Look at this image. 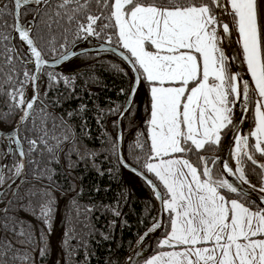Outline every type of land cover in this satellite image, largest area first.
Segmentation results:
<instances>
[{"label": "snow or ice", "instance_id": "obj_1", "mask_svg": "<svg viewBox=\"0 0 264 264\" xmlns=\"http://www.w3.org/2000/svg\"><path fill=\"white\" fill-rule=\"evenodd\" d=\"M15 2L19 9L21 0ZM96 3L107 10L106 16L103 11L97 14L89 11V0H61L57 7L66 9L69 22L76 21L78 37L99 39L103 32L108 47L104 43L100 47L126 61L136 79L143 78L147 87L146 135L138 131L135 142L143 155H136L134 164H129L122 150L116 155L117 146L112 144L117 163L136 171L159 203L157 215L136 242L139 250L135 256L144 257L140 264H264V204L255 208L251 201L246 204L249 193L242 187L249 184L244 173L245 158L256 163L249 147L264 154V0H96ZM228 16L234 22L242 54L239 69L231 63L239 56L226 54L224 41L231 37L233 27L227 22ZM101 19L104 23L98 24ZM14 31L27 45L29 60L34 59L37 71L26 70L21 86L9 90L10 107L21 112L7 134L9 143L18 137L19 126L26 122L39 99L38 82L43 83V79L37 73L45 65L59 64L74 55L71 51L61 53L58 58L54 55L50 62L30 35V28L23 27L18 17ZM11 38L12 33L0 34V39ZM7 50L21 55L16 49ZM244 65L250 80L241 77ZM46 75L49 85L61 78L54 70ZM63 79L67 84V77ZM28 82L32 88L30 98L23 89ZM253 87L256 100L250 107ZM237 103L242 112H253L252 126L247 131L239 127L240 117L234 112ZM126 111L119 112L121 123ZM114 139L122 140V133ZM14 142L21 158L16 165V175H20L23 151L19 139ZM229 146L236 167L233 169L227 159L220 166L222 172L235 177V182L213 179L209 157L198 155L196 164L188 158L196 150L208 147L223 150ZM219 160L213 157L212 165ZM259 167L264 169V164ZM260 192L264 193V184ZM260 200L264 201V196ZM50 204L49 200L41 205L42 216L47 217ZM157 230H162V234L157 238L156 249H152L151 243L144 241ZM127 259L134 264L131 256Z\"/></svg>", "mask_w": 264, "mask_h": 264}, {"label": "trees", "instance_id": "obj_2", "mask_svg": "<svg viewBox=\"0 0 264 264\" xmlns=\"http://www.w3.org/2000/svg\"><path fill=\"white\" fill-rule=\"evenodd\" d=\"M60 3L61 0L46 3L32 27V36L47 59L54 55L58 57L73 46L80 49L96 42L107 43L103 32L99 39L78 37L76 21L66 19V9L57 7ZM89 11L93 14L103 11L107 15V10L101 9L96 0H89ZM33 12L34 6L23 7L22 18L31 17ZM231 22L235 33L232 18ZM102 23L103 19L98 21V24ZM12 28V4L8 0L0 5V34L11 33ZM97 31H100L98 26ZM14 41L21 54L19 57L7 50L13 49L10 41L0 39V120L7 125L20 111L10 107L9 90L21 86L26 70L32 72L29 56L20 49L16 38ZM112 45L115 46V37ZM240 55L242 57L241 52ZM52 70L61 78L49 85L46 73ZM40 76L43 79V83L38 82L42 102L36 103L32 114L18 130L28 179L0 215V264H119L135 238L157 215V202L148 185L126 171L113 155L112 144H116L114 121L131 86L132 72L119 57L103 51L77 54L61 68L44 67ZM63 77H67V84ZM26 85L23 84V89ZM147 96L146 84L141 78L131 107L122 119L123 154L130 164H134L136 155H143L135 142L138 131L146 135ZM255 100L253 87L251 104ZM47 107L60 113L71 129ZM109 109L116 111L109 112ZM252 122L253 112L250 111V127ZM72 136V141L65 145ZM33 140L36 143L30 144ZM6 151L3 145L4 155ZM218 151L219 148L208 147L204 151H193L188 158L196 164L198 155L209 157L213 179H218L221 177L218 162L212 165V158L217 157ZM249 152L255 161L264 163V154L251 147ZM16 162L17 157L12 151L11 157L4 162L2 183L12 176L7 172ZM244 173L252 183H264V169L246 158ZM76 179L78 190L68 199L60 225L64 194L76 188ZM8 193L9 189L0 201ZM49 200L51 211L45 217L41 215V205ZM249 201L252 207L257 206L249 198L244 202L248 204ZM114 209L121 215H115ZM161 234L162 230H158L144 243L150 242L152 249H156ZM145 251L151 254V250L146 248ZM132 258L134 264H140L144 257H136L134 253Z\"/></svg>", "mask_w": 264, "mask_h": 264}, {"label": "water", "instance_id": "obj_3", "mask_svg": "<svg viewBox=\"0 0 264 264\" xmlns=\"http://www.w3.org/2000/svg\"><path fill=\"white\" fill-rule=\"evenodd\" d=\"M49 1L50 0H46V3H48ZM46 3L44 2V0H40V3H37V0H28L27 3H25L24 0H21L20 7H19V9H17L16 8V2H15V0H12V4H13V7H12V17H13V20L15 21L17 19V17H18V20H19L20 24L23 27L30 28V35L32 36V34H31V28L33 26V23L35 22L39 11L41 10V8ZM25 5H32V6L35 7V11H34L33 17L31 19H29V22H30V25L29 26L27 25L26 22H23L21 20V15H20L21 8L23 6H25ZM227 22L232 26V22H231L230 16H228ZM14 34L17 35L18 41H19L20 46H21L22 50L24 51V53L27 54L30 57V53H28L26 51L27 45L26 44H23V42L20 41L19 33L18 32H15L14 31V28H13V31H12V38H11V43L13 44V48L15 49L14 43H13ZM85 39L86 38H83V40H85ZM224 42L227 45V48H226L227 49V54L239 56V59L238 60H235V61H232L231 62V63H233V65H234L235 68L239 69L240 68V61H242V57H241L240 52H239V48H238V45H237V42H236V38H235V33H234V30H233V27H232L231 37L229 39H226ZM101 43H104L105 48L108 47V44L105 43V42H96V43H94L91 46L83 47V48H80V49H75L74 46H73L70 49H68L67 51H65L64 53L66 54L68 51H71V52L74 53V55L68 57L66 60L61 61L59 64L52 65L50 63L49 65L43 66L42 70L40 72H38L37 74L38 75H41L44 67H50V68L58 67V68H61L66 62H68L71 58H73L77 54L84 53V52H103L105 50L100 47ZM36 45L38 46L37 42H36ZM112 46L115 47L114 45H112ZM38 48L40 49L39 46H38ZM105 52H111L114 55H116L112 51H105ZM48 60L51 62L52 59H48ZM124 62H125V64L131 70L130 65L126 61H124ZM30 63L32 64V72H36L37 70L35 68L34 59H32L30 61ZM131 72H132V70H131ZM132 76H133V80H132L131 86L129 88V91L127 93V96L125 98V101H124V103L122 105V108H121L120 112L121 111H124L125 109H127V111L129 110V108L131 106L128 107V104H130V105L132 104V101H133V99L135 97V94L137 92V89H138V87H139V85L141 83V78L140 79H136V76H135V74L133 72H132ZM241 77H242V79L250 80V77H249V74L247 73V69H246V66L245 65H244L243 69L241 70ZM24 92H25L26 96L28 98H30V96L32 94L31 82H28L27 83V85H26V87L24 89ZM251 93H252V91H251ZM251 93H250V105H251ZM241 99H242V97H241ZM126 101L128 102L127 104H126ZM41 102L42 101L39 98L37 101L34 102V107H35L36 103H41ZM34 107L31 109L30 115L32 114V112L34 110ZM47 108L49 110L53 111L54 113H56L66 123V125L71 129L70 124H68L63 119V117H62V115L60 113H58L57 111H55V110H53V109H51L49 107H47ZM127 111H126V113H127ZM234 112H235V115L236 116H239L240 117L239 127H242V129L244 131L249 130L250 129V111L242 112L240 110L239 103H237V105L234 108ZM20 115H21V112L19 111V113L16 115V117L13 119V121H12V123L10 125H6L4 122H2L0 120V198H1L2 194L7 189H9V193L6 196V198L3 201H0V215H2L6 211V208L8 206V203L10 202V200L12 199V197L16 194V192H17L18 188L20 187V185L24 181H26L28 179L27 178V174H26V158H25V154H24L23 144H22V142H21V140L19 138V133H18V137H16V138L19 139V141H20L19 148L22 149V151H23V158H22L23 159V168H22V171H21V174L20 175H16V171H17L16 170L15 173L13 174V176L7 182L1 184L2 173L4 171V162H5L6 159H9L11 157V151L14 150L16 152V155H17V163H19L20 162V159H21L20 158V155H19V151H18L17 145L14 142V140L16 138H12L13 142H10L9 143L8 142V136H7L8 132L13 128V126L15 124V121H17V119L19 118ZM30 115L27 117V119L30 117ZM120 121H121V117L119 116V113H118V115L116 116V122H115V124H116L115 137L118 136V135H120L122 133V140H116V146H117L116 153H117V155H120L121 154V150H122V155L124 156V154H123V148H122V144H123V129H122V123ZM23 123L24 122H22L21 125ZM72 139H73V136L66 142L65 145H68L72 141ZM3 145H5L6 148H7V151H6L5 155L3 154ZM230 147L231 146H229L227 149H223V150H222V148H219V151L217 153V157L220 158V160L218 161V166H219V170H220V173H221V176H222L223 179H229V180L235 182V177L234 176H231L228 173L222 172V169H221V166H220V162L223 161L224 159H227V161H228V152H229ZM60 163H61V165L64 166L62 159L60 160ZM256 164L260 165V162L256 161ZM121 166L126 171H128V172H130V173H132V174H134L136 176H138L139 178H141V176L138 175L136 171H133L132 168L125 167L123 165H121ZM235 167H232V168L235 169ZM75 183H76V188L73 191H71L70 193H65L64 194V199H63V212H62V219H61L60 225L62 224V222L64 220V216H65V213H66V207H67V201H68V199L71 196H73L76 193V191L78 190V180L77 179L75 180ZM256 186L257 185H254L251 182H249V184L242 185V187H244L245 190L249 193L248 198L250 200H252L253 202H255L257 205L264 204V201H261L260 200V197L261 196H264V193H261L260 192V189L257 188ZM156 202H157V210H158L159 203H158V201H156ZM59 228H60V226H58V229ZM146 228L140 234H142L143 232H145ZM58 229H56L55 235H56V232L58 231ZM157 231H155L154 233H156ZM154 233H149V235L147 236V238L149 236L153 235ZM55 235H54V241L56 242ZM138 238H139V235L135 238V240L133 241V243L131 244V246L129 247L128 251L126 252V254L124 255V257L122 258V260L120 261L119 264H128L129 263L127 257H129V256L132 257L134 255L135 251L138 249V246L136 244Z\"/></svg>", "mask_w": 264, "mask_h": 264}, {"label": "flooded vegetation", "instance_id": "obj_4", "mask_svg": "<svg viewBox=\"0 0 264 264\" xmlns=\"http://www.w3.org/2000/svg\"><path fill=\"white\" fill-rule=\"evenodd\" d=\"M5 1H8V0H2L1 2H0V5H3V3L5 2ZM10 2H11V4H12V0H9ZM25 6H28V5H25ZM25 6H23V7H25ZM12 7H13V4H12ZM22 7V8H23ZM22 8H21V10H22ZM34 11H35V7H34ZM33 14H34V12H33ZM20 15H21V11H20ZM33 17V15L31 16V17H27V18H22V15H21V20L23 21V22H26L27 23V25L29 26L30 25V22H29V19H31ZM12 20H13V17H12ZM33 27V26H32ZM13 28H14V20H13ZM13 28H12V31H13ZM12 31H11V33H12ZM31 34H32V28H31ZM33 37V36H32ZM15 38H16V40H17V42H18V44H19V47H20V49L22 50V48H21V46H20V43H19V41H18V38H17V35L16 34H14V37H13V43H14V47H15V49H16V45H15ZM34 38V37H33ZM10 42H11V40H10ZM11 45H12V48H13V44L11 43ZM14 49V48H13ZM17 50V49H16ZM23 51V50H22ZM24 52V51H23ZM16 53V52H15Z\"/></svg>", "mask_w": 264, "mask_h": 264}, {"label": "rangeland", "instance_id": "obj_5", "mask_svg": "<svg viewBox=\"0 0 264 264\" xmlns=\"http://www.w3.org/2000/svg\"><path fill=\"white\" fill-rule=\"evenodd\" d=\"M230 18H231V17H230ZM235 38L238 39V36L236 35V32H235ZM239 48H240V46H239ZM240 52H241V51H240ZM245 66H246V65H245ZM6 125H7V124H6ZM9 125H10V124H9ZM12 151H14V150H12ZM12 151H11V152H12ZM14 152H15V151H14ZM15 155H16V152H15ZM16 157H17V155H16ZM16 165H17V162H16L15 165L12 166L11 169L7 172V173L9 174V176H11V175L13 176V174L15 173V171H16ZM12 176H11V177H12ZM11 177H10V178H11ZM5 178H6V177H5ZM5 178H4V179H5ZM10 178H9V179H10ZM9 179H8V180H9ZM218 179H223V178H222V176H221V177H218ZM8 180H7V181H8ZM247 180H248L249 182H251L248 178H247ZM1 181H3V179H1ZM7 181H6V182H7ZM251 183H252V182H251ZM1 184H3V183L1 182ZM252 184H254V183H252ZM262 184H264V183H262ZM262 184L257 185V186H262ZM254 185H256V184H254Z\"/></svg>", "mask_w": 264, "mask_h": 264}, {"label": "bare ground", "instance_id": "obj_6", "mask_svg": "<svg viewBox=\"0 0 264 264\" xmlns=\"http://www.w3.org/2000/svg\"><path fill=\"white\" fill-rule=\"evenodd\" d=\"M224 44H225V42H224ZM226 54H227V49H226ZM230 149H231V147H230ZM230 149H229V152H228V163H229V165L231 167H235L236 164H235V161L233 160V158L231 156V150ZM256 187L259 188V189L261 188V186H256Z\"/></svg>", "mask_w": 264, "mask_h": 264}, {"label": "crops", "instance_id": "obj_7", "mask_svg": "<svg viewBox=\"0 0 264 264\" xmlns=\"http://www.w3.org/2000/svg\"><path fill=\"white\" fill-rule=\"evenodd\" d=\"M236 35H237V33H236ZM238 36V35H237ZM147 88V87H146Z\"/></svg>", "mask_w": 264, "mask_h": 264}]
</instances>
